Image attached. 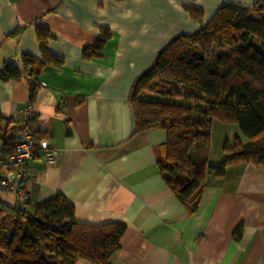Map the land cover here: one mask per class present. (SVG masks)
<instances>
[{
  "label": "crops",
  "instance_id": "0c3cea01",
  "mask_svg": "<svg viewBox=\"0 0 264 264\" xmlns=\"http://www.w3.org/2000/svg\"><path fill=\"white\" fill-rule=\"evenodd\" d=\"M255 1L0 0V73L7 62L22 73L23 55L41 59L36 27L52 36L46 51L63 62L36 77L0 79V134L20 128L29 106L34 130L58 155L52 166L35 152L27 164V200L4 192L0 205L32 215L37 204L60 195L78 223L124 225L107 264H264V167L228 166L222 178L208 170L190 214L158 173L155 149L165 132L134 133L128 102L135 78L171 39L200 29L221 3ZM185 6L200 9L201 20H192ZM102 27L109 41L98 57L84 60L82 49L99 40ZM29 80L37 86L31 102ZM210 138L209 166L224 159L225 141L246 142L236 126L218 122Z\"/></svg>",
  "mask_w": 264,
  "mask_h": 264
},
{
  "label": "trees",
  "instance_id": "16d2710c",
  "mask_svg": "<svg viewBox=\"0 0 264 264\" xmlns=\"http://www.w3.org/2000/svg\"><path fill=\"white\" fill-rule=\"evenodd\" d=\"M184 10L192 20H201L200 9ZM35 31L41 59L23 55L22 73L5 63L2 81L32 78L46 66H62L61 58L46 51L52 36L40 27ZM109 39L108 29L102 27L99 40L82 49V58L98 57ZM28 85L31 102L37 86L31 80ZM128 102L134 133L165 132V142L155 149L158 173L190 214L199 206L208 170L222 178L228 166L264 167V0L248 7L221 3L200 29L171 39L135 78ZM34 122L32 117L23 127L30 131L37 152L44 136L34 130ZM213 122L236 126L246 140L225 141V157L217 166L208 164ZM17 128L0 134L3 161L13 152ZM124 231L122 224L78 223L72 205L60 195L37 204L32 215L0 205V264H107ZM239 236L237 229L234 238Z\"/></svg>",
  "mask_w": 264,
  "mask_h": 264
},
{
  "label": "built area",
  "instance_id": "2783aa9c",
  "mask_svg": "<svg viewBox=\"0 0 264 264\" xmlns=\"http://www.w3.org/2000/svg\"><path fill=\"white\" fill-rule=\"evenodd\" d=\"M12 64L16 65L15 62H12ZM22 117V124L17 133V142L12 154L7 159L6 170L0 176V194L14 192L22 200H27L28 197L24 191V185L27 181V164L35 152L31 141V133L23 127L24 122L33 117L29 106H26ZM37 149L44 153L45 164L52 166L57 164L58 155L45 140L39 142ZM0 162H3L1 151Z\"/></svg>",
  "mask_w": 264,
  "mask_h": 264
},
{
  "label": "rangeland",
  "instance_id": "374dc122",
  "mask_svg": "<svg viewBox=\"0 0 264 264\" xmlns=\"http://www.w3.org/2000/svg\"><path fill=\"white\" fill-rule=\"evenodd\" d=\"M149 98L152 99L150 96H149ZM155 99H158L159 100V98H155ZM165 100H167V99H165ZM174 102L176 103L177 101L175 100ZM182 103H185V104H187L189 106H192V104L190 102H184V101H182ZM204 108H205L204 105L200 107V109H204ZM8 235H9V233H6V236H8Z\"/></svg>",
  "mask_w": 264,
  "mask_h": 264
}]
</instances>
